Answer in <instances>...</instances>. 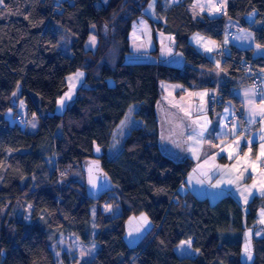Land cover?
Returning <instances> with one entry per match:
<instances>
[{
    "label": "trees",
    "instance_id": "trees-1",
    "mask_svg": "<svg viewBox=\"0 0 264 264\" xmlns=\"http://www.w3.org/2000/svg\"><path fill=\"white\" fill-rule=\"evenodd\" d=\"M95 1L4 0L0 5V264H56L50 245L63 231L84 243L96 242L85 264H245L240 255L244 224L258 228L257 210L264 196L253 197L244 212L231 195L210 202L175 191L193 162L185 153H168L161 144L158 110H177L161 98L158 82L211 85L216 65L188 38L198 32L219 41L225 18L249 28L255 43L264 47V0H228L224 13L199 18L185 8L187 0L166 10L157 2L164 29L173 32V48L182 56L175 64L125 61L131 23L144 14L148 0H108L103 6ZM250 14L251 22L246 20ZM91 28L97 44L86 49ZM240 57L264 74L263 57L254 56L252 48L228 43L221 61L218 108L231 101L240 111L241 102L231 89L242 83L228 80L243 74L250 81L251 72L236 66ZM76 69L84 71V85L61 113H55L65 75ZM18 85L28 114H38L32 133L20 127L16 111L13 123L4 117L11 109L9 95ZM32 94H37L38 104ZM131 104L137 105L133 116L140 124L109 158L112 130ZM240 131L249 134L250 123L241 120ZM94 144L99 154L93 152ZM91 163H98L109 181L97 193L91 192L86 178L85 165ZM18 202L29 204L30 221L11 212ZM103 202L117 206L118 213L102 211ZM92 204L96 211L90 228ZM142 211L151 227L129 247L123 240L124 222ZM188 239L197 252L180 256L175 247ZM251 240V264H264V235Z\"/></svg>",
    "mask_w": 264,
    "mask_h": 264
},
{
    "label": "crops",
    "instance_id": "crops-1",
    "mask_svg": "<svg viewBox=\"0 0 264 264\" xmlns=\"http://www.w3.org/2000/svg\"><path fill=\"white\" fill-rule=\"evenodd\" d=\"M157 2L160 3L162 9L166 10L175 2L177 3L178 0L173 3H170L169 0H156L152 16L146 14L143 10L144 14L132 21L128 33L130 52L125 56L126 62L150 61L152 59L150 55L151 47L154 46L158 49V32H160L159 34L166 33L167 43H169L173 53L178 54L174 52L173 48L174 34L164 29L165 17L157 12ZM227 2L228 0L217 1L212 4L210 11L202 8L207 12H202L198 17H192L199 18L202 14L209 16L221 14L222 11L225 12ZM188 3H192V0H187L185 3L186 9ZM153 16L161 17V20L157 21L161 23L160 28H153L151 21L152 23L156 22ZM250 17L253 19V14H250ZM230 21L229 18H225L226 36L224 41L226 45L231 43L238 48H252L254 56L264 58V47H258L254 38L252 44L249 45L241 44L239 41H230L229 37L231 36L228 35V32H234V36L239 30ZM146 33L152 35L149 42L146 40ZM195 33L189 35V42L190 36H197L196 38L200 42H206L205 35L201 33L195 35ZM213 40L212 55H214V58H211L208 54L206 56L215 63V76L217 77L218 58L216 49L218 41ZM193 46L200 52L204 51L198 48L199 46ZM157 52L159 53V51ZM216 77L211 80V85L206 86L171 82L175 86L173 92L175 97L181 95L184 98L182 100L178 99L169 105L177 110L178 116L182 118V123L186 120L189 121V127L185 130V143H182L181 138L174 133L173 141H169L166 147L162 143L163 136L161 137V144L168 153H185L193 162L175 190L178 194L183 195L189 192L198 198H207L210 202H214L224 195H231L244 211L246 204L253 197L264 196V139H262L264 137V123L260 121L264 115V74L261 78L262 90L258 95L254 93L246 75L229 76L228 80L231 83H242L231 89V93L241 102V110L237 111L231 101H225L214 114H211L210 118L205 109V100ZM163 82L169 81L159 80V90L161 84H165ZM245 93H248V95L246 96ZM241 120L250 123L251 131L247 135L240 131ZM259 211L262 214L258 215ZM263 219L264 198H262L260 207L257 210V221L261 227L264 225Z\"/></svg>",
    "mask_w": 264,
    "mask_h": 264
},
{
    "label": "rangeland",
    "instance_id": "rangeland-1",
    "mask_svg": "<svg viewBox=\"0 0 264 264\" xmlns=\"http://www.w3.org/2000/svg\"><path fill=\"white\" fill-rule=\"evenodd\" d=\"M176 0H169L170 3L175 2ZM220 0H192V3L187 4V9L189 10L190 14L193 17H198L202 12H207L202 8L207 9L210 11V8L212 4H215V2ZM108 2V0H96L95 5L96 6H103ZM156 3V0H148L146 6L144 7V12L150 16L153 15L154 10V4ZM221 12V11H219ZM223 13V11L221 12ZM154 17V16H153ZM155 21H160L161 17H154ZM246 20L250 21L252 20L250 15H246ZM234 27H238V32L235 33L233 37H229L230 41H239L241 44L249 45L252 44L253 40V34L252 31L249 28L242 27L237 23L236 21L232 20L230 21ZM157 35V41L159 43L158 49L154 46L151 47L152 51L150 53L151 60L148 62H160V63H178V57L182 59V56L178 54H174L172 48L170 47L169 43H167L166 33L163 32V34ZM234 34V32H233ZM195 35H199L198 32L195 33ZM146 40L149 42L152 39L151 33H146ZM95 37V43L93 44L91 42V38ZM197 36H190V43L199 46L198 48L203 49L205 52V55H209L211 58H214V55H212V48L214 44V40L210 37L206 36V42H200L197 38ZM97 44V37L95 34L94 28H91L89 35L86 38L84 47L86 49H93L95 48ZM154 48V49H153ZM156 50V53L153 51ZM159 51V53L157 52ZM217 51V49H216ZM175 52V50H174ZM177 55V56H176ZM218 58V57H217ZM77 73H83L82 76L77 77ZM84 71L82 69H76L73 72H70L69 74L65 75V86L61 90V94L56 98V103L54 107L55 113H61L63 109L68 106L72 100L75 97L76 90L84 85ZM215 77V76H214ZM107 82L109 85L113 83L112 79H107ZM165 84H161L160 91H161V98L167 103L171 104L173 102H176L178 99L182 100L184 96H178L175 97L174 95V89L175 86L171 84V82H163ZM34 101L38 104V96L37 94H32ZM186 101V100H185ZM184 101V102H185ZM136 104H131L121 120L119 121L116 128L112 130L111 138H110V145L107 149V156L109 158L115 157L121 150L122 146V140L124 137L128 134L129 130L135 126H138L140 124V120L136 119L133 116V111L136 109ZM171 106V105H170ZM166 112L163 113L162 109L159 108V115L161 116L162 121V136L163 140L162 143L166 147L169 144V141H173L174 139V133L180 137V141L182 143H185L186 136L185 130L189 125V121L186 120L184 123L181 121V117L178 116V114L170 110L169 108L165 109ZM13 111H16L21 117L22 120H18V124L20 127L26 132L32 133L37 129L38 126V114L36 111H33L31 114H28L27 105L25 102L24 97L19 98L18 106L16 109L12 110H6L4 112V117L9 120L10 123L14 122V116ZM40 113H44L43 111H40ZM208 116L211 118V114L208 113ZM123 122V123H122ZM35 125V127H33ZM190 130V129H189ZM98 146L94 144L93 146V152L95 154L100 153L97 151ZM46 159L50 161V157L46 156ZM113 194H110L112 196ZM219 198V197H218ZM217 198V199H218ZM216 200V199H212ZM215 202V201H214ZM100 209L104 211L105 213L113 212L114 214L118 213L117 206L103 202L100 204ZM95 211L96 207L95 204H92L89 207V226L90 228L94 227V220H95ZM246 209L244 210V212ZM11 212L13 215L21 219L23 221H30V206L28 203L18 202L15 204ZM262 213H258L260 215ZM264 220V219H263ZM40 224H43L45 221V218L43 216H40L38 219ZM151 227V221L147 214L142 211L137 214H132L127 217V219L124 222V233H123V240L126 243L127 246L133 247L135 246L146 234V232ZM244 240L241 246V260L245 264H251L253 260V249H252V237H260L264 235V225L259 226V228L256 230L255 228H252L250 226H246L244 224V230H243ZM97 244L95 241H90L89 243H84L80 241L73 233H70L68 231L61 232L56 239L51 243L50 248L53 252V255L56 260V264H64V257L67 259L68 264H85L89 260L92 259L94 255V251L96 250ZM248 249V252L245 251V249ZM175 252L179 254L180 256H194L196 254V250L193 249L190 246V239L188 240H182L178 243V245L175 247ZM250 252V256L249 253Z\"/></svg>",
    "mask_w": 264,
    "mask_h": 264
},
{
    "label": "built area",
    "instance_id": "built-area-1",
    "mask_svg": "<svg viewBox=\"0 0 264 264\" xmlns=\"http://www.w3.org/2000/svg\"><path fill=\"white\" fill-rule=\"evenodd\" d=\"M55 1H60V0H55ZM225 34H226V25L224 23L222 30V37L217 43V57H218L217 73L218 74L205 100V109L210 114H214L216 112L218 105L222 101V94L219 91V72L221 70V61L224 59L225 51H226V45L224 41V37L226 36ZM228 35L232 37L233 32L232 31H230V33L228 32ZM236 66L251 72L250 85L256 95L260 94L262 90V83H261L262 75L259 73V69L254 65V63L251 60L247 59L246 57H240L236 61ZM21 119L22 117L20 115L16 116V120H21ZM260 121L264 123V115L261 117Z\"/></svg>",
    "mask_w": 264,
    "mask_h": 264
},
{
    "label": "water",
    "instance_id": "water-1",
    "mask_svg": "<svg viewBox=\"0 0 264 264\" xmlns=\"http://www.w3.org/2000/svg\"><path fill=\"white\" fill-rule=\"evenodd\" d=\"M19 91L20 85H18L9 95L8 103L11 109H16L18 106ZM14 93L15 95H13ZM239 110H241V107ZM85 168L88 186L92 193H97L100 190L98 187L103 188L105 185H108L109 181L98 163H91L90 165L86 164Z\"/></svg>",
    "mask_w": 264,
    "mask_h": 264
},
{
    "label": "snow or ice",
    "instance_id": "snow-or-ice-1",
    "mask_svg": "<svg viewBox=\"0 0 264 264\" xmlns=\"http://www.w3.org/2000/svg\"><path fill=\"white\" fill-rule=\"evenodd\" d=\"M3 4H4V0H0V5H3ZM91 42H92L93 44L95 43V37H92V38H91ZM258 47H259V45H258ZM76 75H77V77H80V76L83 75V73H77ZM13 95H15V93H14ZM245 95L247 96L248 93H245ZM122 123H123V122H122ZM33 127H35V125H33ZM262 139H264V137H262ZM97 151H99V149H97ZM90 182H91V181H90ZM245 251L248 252L247 247H246ZM248 254H249V256L251 255L250 252H249Z\"/></svg>",
    "mask_w": 264,
    "mask_h": 264
}]
</instances>
